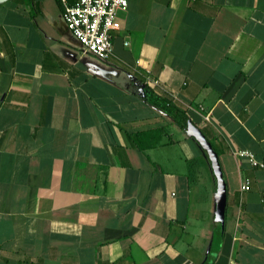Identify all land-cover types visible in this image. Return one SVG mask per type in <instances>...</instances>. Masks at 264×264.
I'll return each mask as SVG.
<instances>
[{
    "label": "crops",
    "instance_id": "1",
    "mask_svg": "<svg viewBox=\"0 0 264 264\" xmlns=\"http://www.w3.org/2000/svg\"><path fill=\"white\" fill-rule=\"evenodd\" d=\"M63 11L0 4V264H264V0H128L108 59Z\"/></svg>",
    "mask_w": 264,
    "mask_h": 264
},
{
    "label": "built area",
    "instance_id": "2",
    "mask_svg": "<svg viewBox=\"0 0 264 264\" xmlns=\"http://www.w3.org/2000/svg\"><path fill=\"white\" fill-rule=\"evenodd\" d=\"M60 1L64 5L63 17L67 27L82 44L83 52L94 54L102 59L110 58L114 53L112 31L117 27L118 11L127 9L128 0ZM140 63L138 60L136 65ZM144 76V83L149 87L162 85L160 80L151 74ZM238 153L248 155L253 165L264 166V162L259 161L251 152L243 150ZM243 188L247 190L251 188L248 180L243 184Z\"/></svg>",
    "mask_w": 264,
    "mask_h": 264
},
{
    "label": "water",
    "instance_id": "3",
    "mask_svg": "<svg viewBox=\"0 0 264 264\" xmlns=\"http://www.w3.org/2000/svg\"><path fill=\"white\" fill-rule=\"evenodd\" d=\"M8 0H0V4L6 2ZM162 105L165 106L166 110L171 113L183 126V128L193 136L201 145V147L207 152L209 159L211 161L215 176L218 180L219 191L223 193V189L225 186L223 170L221 166V161L219 158V154L217 150L214 148L212 142L203 132L201 127L196 124L193 119L183 110L180 108L172 105L170 102L164 101L160 102Z\"/></svg>",
    "mask_w": 264,
    "mask_h": 264
},
{
    "label": "trees",
    "instance_id": "4",
    "mask_svg": "<svg viewBox=\"0 0 264 264\" xmlns=\"http://www.w3.org/2000/svg\"><path fill=\"white\" fill-rule=\"evenodd\" d=\"M151 92V91H150ZM151 101H153L154 103H157V104H160L163 108H165V106L164 105H162L160 102H164V101H167V102H169L168 100H165V99H162L161 100V98H159V97H156L155 95H151ZM166 109V108H165Z\"/></svg>",
    "mask_w": 264,
    "mask_h": 264
}]
</instances>
